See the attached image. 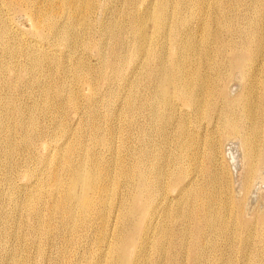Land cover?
<instances>
[{"label": "rangeland", "instance_id": "1", "mask_svg": "<svg viewBox=\"0 0 264 264\" xmlns=\"http://www.w3.org/2000/svg\"><path fill=\"white\" fill-rule=\"evenodd\" d=\"M14 1L20 6L19 8L16 9V8L10 7L8 6V3L6 0H0L1 14L5 16L4 25L8 31V34H7L8 36L6 35V37L4 36V37H1L0 39V43H1V40L4 43L0 45V73H1L0 74V97L2 100V101L0 100L2 102V103L0 102V104L2 105V106L0 105V120L2 121V119L5 118L3 119L2 122L3 123L6 122L5 123L6 125L10 124L11 122L12 125L10 124L9 127L11 126L10 127L11 130L14 129L12 130L14 133L13 141L14 140L16 141V142L15 141L13 142L15 143V145H13L11 150L12 151L14 150V151L11 152V159H9V161L7 159L5 160V156H4L3 151L1 150L2 147L0 145V153L2 152L0 154V165L2 163L1 165L2 167L0 166V168L2 169V170L0 169V175H1L0 183L2 182L0 184V233H1L0 234V252L2 251L0 256L2 255L6 256L8 254L7 251L9 252L12 249H18L21 246H24L22 248L24 249L22 250L23 253L21 251L20 255L21 257H24L25 255L27 256V261H28L27 264H76V262L77 264H88L89 260L92 258L90 255L91 254L90 252L92 249L95 248L97 244V241L95 240L96 234H94V232L90 228H88V225L91 224V228H93V227H96L100 221H98L97 217L94 215L95 212L90 213V216L88 217L89 218L88 219L86 217L80 218L77 215H75L76 212L72 211L71 216H73L74 214L75 219L72 220L70 223L69 218H68L70 215L67 214V211L63 209V206L61 204V198L63 197L65 183L67 182V178H68V175H67L68 169L73 166L79 167L82 165L90 170L94 168L93 171H96L97 174L99 173V176L104 175L105 173L106 175L110 173L109 174L110 182H109V178H107L108 185H106L105 188L108 190L110 189L111 198L114 197V199L109 207L110 212L107 214L109 216L108 218H106L107 220L106 230L108 231L110 242L113 243L115 240L114 238L117 235L118 231L120 232V231L126 230L131 226V222H132L131 218L124 219V217H122L120 214L121 211L125 209H132L134 210L135 213L136 212L139 213L137 211L135 201L131 197V193L134 191L135 187L137 186L136 177L140 174L142 175L144 173V170L146 172L145 174L149 176L151 172L152 173L155 172L156 168L159 169L163 165H164L163 166L164 168L166 167L167 173L170 172L171 174L172 172L170 170L172 168H170L169 166L173 167V165L172 164H170L169 166L167 165L168 166L167 168V166H165V162L168 160H171L170 157H173L175 153L173 149V145H172L174 141L172 140H174L176 137V125H175L174 119L159 120V118H157V116L154 114L155 109H156L155 103H153L154 100L150 99V95L152 94V92L158 88L157 69L164 68L165 70H167L166 72L168 73H170V71H173L170 69H173V67H175L176 64H178L179 59H181L180 57L190 55L189 48H188L189 45H187L188 47L184 46L185 40L190 39L191 42L199 44V40L201 37V31H202V35H203V32L206 31L207 33L206 35L209 36V37L207 36V38L209 39V44H208L209 49L207 50L209 52V56L207 57V60L203 58L206 62L205 71L203 70L204 75L205 74L207 75V79L209 77L208 82L215 81L217 84L225 85L222 95H219L216 97L212 96L210 98V101L211 102L214 101L215 104L212 105L211 107H208L207 111H209L212 115H215V112L218 113L220 108H222L226 102L237 99L238 95H240L241 91L243 90L242 86L244 85V83H247V80H248V76L246 75H242L243 77L241 76L240 69L242 68L236 67V64L238 63L247 64V58H248L247 51H245L241 47V45L239 44L238 36H237V31H239L242 26L247 27L246 22L243 21L244 20L243 16L246 12L245 10L247 9V3H246L247 0H219V5L215 4L216 0H205V1L204 0H175V1L170 0V3L172 2V4L171 5L169 4L168 8L165 7L163 14L166 15L167 20L170 19L172 20V22L170 21L169 22L170 26L168 24V26H166L167 28L165 27L164 30L157 35H155L151 30H153L152 28L156 20V15H155L156 11L160 8L159 3H161L163 0H87L92 5L86 12L87 20L85 23L87 24V26L85 24L79 27L83 29V31L79 28L77 29L72 28L73 25L72 24L70 25L71 21L67 17L68 12L63 8L62 0H58L57 3L55 4L57 7L55 19L58 20L59 23L63 25L62 26L63 28H65V33L67 35V39L69 42L67 44H65L67 39L66 41L64 40L65 41L64 42L63 40L60 39L61 38L60 35L59 36L52 35L51 31H49L50 29H48L47 26L37 27L34 23L32 24L33 19L31 16V12L32 13L39 12V10L45 7L47 0H14ZM256 1H259V0H255V2ZM220 4L222 7L220 6ZM224 4L226 5L224 6ZM172 7H174V9H172ZM238 8L240 10H238ZM226 19L233 20V21L231 20L232 22L231 28L230 26L228 27L230 31L227 30L225 25H223V21H225ZM221 20H222V23L220 22ZM141 21H142V25H141ZM151 21H153V23H150ZM139 25H141L140 28H142L143 26L151 42L147 43L146 41H142L139 37V34L137 35L138 31L136 30L139 29ZM222 26H224V28L226 29H224ZM124 27L126 29H124ZM186 27L189 29L188 32L183 31V29ZM202 27H203V30H201ZM123 31H124V34H123ZM229 33H232V34H229ZM222 35H223V40H228V39L233 40V45H231L232 47L224 46V43L222 41ZM122 36H124L125 38ZM4 38H6V40ZM105 39H108V40H105ZM163 39H165L166 41H164ZM163 43H166V45ZM148 44L150 45L148 46ZM3 45L4 46L7 45V46L4 47ZM9 45L11 46L9 47ZM93 48H96V49L94 50ZM144 49L146 50L144 51ZM261 49H262V52L257 61V64H259V67L263 69L264 68V43L261 46ZM201 50L204 51V48L201 47ZM11 51H12V54H11ZM27 51L29 52L27 53ZM143 51L145 53H143ZM14 52L15 54H13ZM32 52H34L35 54ZM217 52H220V53H217ZM27 54L30 55V57ZM32 54L34 56H31ZM145 54H146V57H145ZM180 54L182 55L180 56ZM35 55L38 56V58ZM33 57H35L38 62L40 63L42 62L41 67L39 66V67L33 68L34 64H32V62L30 61L31 58ZM167 58H168V61H167ZM234 59L236 61H233ZM28 61H30L31 63ZM4 64H7L9 67L7 68V65H4ZM10 64L11 65L17 64V65H15L16 67L13 65L14 67L13 68L10 66ZM22 64H24L23 67H22ZM26 64L28 65V67H26L27 66ZM118 64H120V66ZM1 66L3 67V69ZM210 66L215 67L214 71H212V69L209 68ZM22 68H25V69H22ZM15 69H18V70H15ZM118 69L119 70L121 69L122 72L121 70L119 71ZM102 70H104L105 72ZM2 72H4V74ZM238 75H239V78H238ZM103 76L106 78L103 79ZM240 76L242 78H240ZM257 78H258V82L260 83L263 80V73H259ZM64 80L66 81V83ZM129 84L132 85V87ZM135 85L137 86L135 87ZM48 89H52V92L51 90H48ZM138 90H139V93H138ZM132 92H134V94ZM229 92L231 93L229 94ZM139 97L141 99H139ZM97 99H98V102H96ZM46 101L47 103L45 104ZM70 101L72 102L74 101V102L72 103ZM48 102H53V103H48ZM173 102L174 103L177 102L176 99L173 100ZM173 102L172 104H174ZM3 103L5 104L7 108L3 106L4 105ZM49 104L50 105L52 104V106H50ZM126 104L128 105L125 106ZM95 105L97 106L95 107ZM2 107L3 109H1ZM94 107L96 109H94ZM11 110L13 114L10 112ZM134 110L136 113H134ZM16 111L17 113L18 112L19 113L17 114ZM168 111H170L172 114L171 108H169L167 111H166V108L162 110L164 115H168V113H170ZM186 111H192V110H186ZM28 112H31V113L28 114ZM2 113H3V116H1ZM11 115H13L14 117ZM21 115L23 116L21 117ZM154 116L155 118H152ZM191 116L192 115L190 114L189 117ZM27 117L29 118V120L31 119V121L33 118L34 121L32 122L29 121ZM17 119L19 120L21 119L20 120L21 122L22 121L23 122L25 121V122L21 123L20 121H17ZM154 119H155V123H154ZM128 120H130L131 122L128 123L127 122ZM143 120L145 121L143 122ZM192 120H193V123H189L188 127L192 131L195 130V133L197 131L196 136L200 137L201 134L205 133L203 131L204 129L201 128L202 123H204L205 121L203 122L200 116H195L194 118L192 116L191 121ZM150 121H151V124H150ZM30 122L31 124H28ZM134 122L136 123L134 124ZM17 124H20V125L18 126ZM27 124L31 126L29 127L27 126ZM262 124H263V127L261 126L262 145L264 147V121ZM32 125H34V127ZM62 126H64L65 130L61 129L63 128ZM239 126L241 129H243V131H245L247 128L246 122L243 121L242 119L239 123ZM19 127H21V129ZM25 127H27L28 130ZM99 127L102 128L103 130L102 129L99 130ZM219 128H220L219 121L217 120L215 121V119H213V122H211L210 124H206L205 131L206 132L208 131L209 133L215 131L216 134L213 132L212 138H206V139L201 140L202 147L200 149V152L204 154L207 153L208 155L213 154L215 151H212V148L210 146L214 139H219L220 153L217 155L219 158L216 159L217 160L216 165H217L218 170L215 171L217 175V179L215 182L216 186L214 185V188L217 189L218 191L220 190V192L218 194L215 193L212 197V203L214 204V206L213 205L212 206L213 208H215L213 211L214 213L213 216L215 219L212 218L211 224L213 226L211 224L210 225L212 229L215 228L216 226L218 229L222 227L223 228L222 232L221 231L216 232L215 230H213L211 234L210 232L207 233L208 231L206 232L207 227L205 224H207V222L209 221L206 222V219L201 218L202 222H200L199 225L205 229V230L203 229L204 232H203V235L200 241V243L202 242L203 243L201 244L200 247H195L194 245L195 240H193L195 236L193 235L191 231L192 230V220H191L192 211L190 209L191 205H189L190 202L185 204L184 201L187 198H190V194H192L194 191L196 192L197 189H202V192L204 191L206 192L208 187L206 185L207 180L205 178L206 176L205 173L207 171V168L205 166L206 165L205 160L204 159H201V160L193 159L188 164H184L183 169H184L185 175H183L182 173L183 177L186 176L187 178L191 179L190 182L192 183L194 182L192 185L193 188L190 185L185 191V193H183L182 195H180V197H178L184 202V204L182 205V209H184V212L188 211V214L186 216L187 220H186V217L185 219H173L172 220V218H169L170 217L169 216L167 219H165V221H163L164 219H163L162 213L158 214V212H156L154 216V222H153V228H152V230L154 229L156 230V231L155 230L153 231L155 234L151 232L149 237L146 238V240L144 241L145 243H143V247L141 248V250L143 249L144 252L146 251V253L148 252L149 254L147 253L145 257L138 260L137 264H154L156 259H161L162 255H156V253L153 250H151L153 249L151 247L154 243L153 242L154 237L157 235V231L159 230L160 226H166L167 230L170 228L168 230V233L171 232V235L174 233L173 236L175 238H173V236L169 237L170 240L167 243V249H168L167 252H169V250L171 251L175 250L176 253L179 252L180 253V254L178 253L179 262H181L182 264H190V261H192L194 257H197L199 255L200 257L205 258L204 256H207V253L209 254L207 256L208 261L207 262L205 261V264H222V263L223 264H228V263L236 264V262L237 264H248V263L249 264H256V263L264 264L263 263L264 262L263 260L264 259V175L260 177L263 179H258V180L254 179L255 180L253 181L254 184L252 182L249 185L248 189L245 188V170H244V162L242 159L241 147L239 146L237 139L228 138V139L223 140L222 138H220L219 135L221 134L220 132L223 131V129H219ZM105 130H107L108 132L106 131L104 133ZM62 131H64L63 134H61ZM92 131H94L95 133H93ZM19 135L20 136L22 135V136L20 137ZM202 136H204V134ZM106 139H108L112 144ZM18 140H19V143H17ZM42 140L43 141L45 140V141L43 142ZM225 147L227 148V150ZM171 150L173 151V153ZM229 150L230 152L232 151V154L229 152ZM153 152H156L157 154L155 153L153 154ZM119 153L122 155H120ZM151 155H155V156H151ZM163 155L164 157H162ZM115 156H116V159L117 157H120V158L116 160ZM106 157L108 158L106 159ZM235 157H237V159ZM93 158H95L96 160ZM109 159L113 162H111ZM108 160L112 164H115V165L110 164ZM97 161L100 164L99 166L97 165ZM8 163H10V165ZM156 164L158 165V167H156L157 166ZM117 166L119 169L117 168ZM142 166L144 167L142 168ZM146 167H149L152 170ZM197 167H200V172H198L199 174L197 173V171L195 173L194 170H192ZM101 168L102 170L104 169L106 170L102 171ZM114 168L116 169L114 170ZM120 168H124L126 170L128 169L127 171L129 172V175H127L128 174L127 171H126V176H124L125 174L123 175V177L118 175L119 171L121 170ZM231 170L233 171L231 172ZM54 172L58 176H56ZM188 172L190 173L188 174ZM196 174L198 175L201 174V175L198 176ZM112 175H113V178H112ZM117 176L120 177V180L119 178H117ZM57 177H60L62 179L61 181L62 185L56 188L53 185V183L55 182ZM115 177L119 180L118 183L120 184L116 185L117 187L113 188L114 187L113 179L115 180ZM124 178L126 179L125 181H124ZM107 182L105 181L104 176H103V179L100 178L99 180V183H101V185ZM162 183L165 188L168 186V183H169L168 176L163 179ZM227 186L229 188H227ZM13 188L14 190H12L11 192V189ZM194 188H197V189H194ZM225 188L227 189L226 191H225ZM192 189L193 191L190 193ZM14 191L17 194L14 193ZM35 191H37L38 194H41L43 196V202H44L41 205V207H39L38 210L35 209L36 212L32 209L30 210L29 208H25L23 206L24 199H25L23 198V196L25 197L26 193H31ZM52 192H55L56 197L54 200L50 199V194ZM174 193H175L174 190H170V193L168 195L170 197L171 202L169 201L168 202L169 204L166 202L163 205V206L165 205L168 206L169 212L171 214L175 213L174 207L177 206L175 204L176 202L175 203L173 202L176 200V196H174ZM202 194L203 193H201L200 197H198L199 199H197L198 204H201L202 201L205 200L204 197H206L207 195V194L206 195L204 194L205 195L204 196ZM218 196L222 199L221 201ZM227 199L229 200L232 199V201L234 200L235 203L241 202L240 204L241 208L239 210L241 211L243 215V223L238 220V216L236 215L237 210H238V207L236 205H234L233 207L230 206L231 211L227 212L226 214L227 216L221 209H219L220 207H217V205L220 206L221 203L223 206L224 205L223 203H225L226 202L225 200ZM51 203H53L54 206H51ZM60 205L62 206L61 208H60ZM170 205H173V206H170ZM49 207L51 208L53 207L55 209L52 208L53 209L52 210ZM247 212H248V215L246 216ZM62 213L63 214L65 213V214L62 215ZM115 213L118 215H116ZM38 215H41L39 216V218L42 217V219L41 218L39 219V221L41 220L40 223L39 221L37 222L36 220ZM62 216L64 217V220ZM188 216L190 220L188 219ZM158 217L159 218L162 217V218L159 219ZM42 220H43V223L45 222L43 224L44 227L42 225ZM80 220H81V223H80ZM181 220L184 223H181L182 222ZM187 221H188V224H186ZM203 221L205 222V224L203 223ZM245 222H248V223L252 222L251 225L254 224L252 225V228L254 231L251 237V240L253 242H251L250 240V243H249L250 245L248 246V248H243V245H242L243 243H240V241H238V239L240 240L241 237L244 235V233H242L243 235L239 233L240 232L239 228L243 229V224ZM38 223L42 225L41 226L42 228L40 227V225H38ZM69 223L70 225H68ZM182 224H183V227L186 226L183 229L180 228L182 227ZM37 228L43 231L40 235L41 237L40 240L39 238H37V233H36V231L38 230ZM184 229H186V233H188L187 236H185L186 233H183L185 232ZM31 230H34V231H31ZM112 230L114 231V233ZM232 231H234L235 233L234 232L231 233ZM5 232L8 233V235ZM13 233H17L16 234L18 238L17 242H15V240L13 239V236H12ZM177 233L179 237L181 235L183 236V241L181 240L182 237H180L181 239L178 238L179 240L176 239ZM204 233H206L207 235L206 234L204 235ZM68 235L69 237H67ZM208 236H209V239H212V240H209L207 238ZM206 238L208 242L210 241L209 243L206 241ZM185 239L186 241L184 242ZM202 240H205V242ZM15 243L16 244L18 243V244L16 245ZM35 244H38V246ZM236 244L241 245L239 246L240 248ZM127 248L129 252H132L133 250L132 247H129L128 245ZM241 248H242V251H241ZM249 250H250V253H248ZM4 251L7 254H4L5 253ZM246 251L248 254L246 253ZM109 253H110V250H109ZM221 253H223L224 255ZM237 253L239 255H237ZM113 255L117 258L119 264H130L131 263V262L124 263L120 259H118V256L120 255L119 251H115ZM4 256L0 257V264H7L9 263V261H10L9 264H15V261L11 259L13 258L12 256L11 257H9V255L8 257L6 256L8 260L4 259L5 258ZM224 257L226 258L224 259ZM212 258L214 259L213 261H211ZM227 258L229 261L226 260ZM218 259H220L219 260L220 263L218 262ZM11 261L13 262L11 263Z\"/></svg>", "mask_w": 264, "mask_h": 264}, {"label": "bare ground", "instance_id": "2", "mask_svg": "<svg viewBox=\"0 0 264 264\" xmlns=\"http://www.w3.org/2000/svg\"><path fill=\"white\" fill-rule=\"evenodd\" d=\"M7 3H8V6L10 7H13V8H19L20 6L14 1V0H6ZM58 0H47V3L45 5V7L41 10H39V12H35V13H32L31 12V16H32V24L34 23L37 27H48V29H50L49 31H51L52 35H56V36H59L60 35V39L61 40H65L67 39V35L65 33V28H63L62 24L59 23L58 20L55 19V16H56V12H57V7H56V3H57ZM175 1V0H173ZM205 1V0H204ZM203 1V2H204ZM161 2V1H160ZM177 2V1H176ZM207 2V1H206ZM257 2V3H256ZM255 0H247V9L245 10V14L243 16V21L246 22L247 24V27L246 26H242L241 29L239 31H237V36H238V40H239V44L241 45V47L247 51V64H236V67L237 68H242L240 69V74L241 76L242 75H246L248 76V80H247V83H244V85L242 86V91L240 93V95H238L237 99H234V100H231V101H228L225 103V105L220 108L219 112H215V115H212L209 111H207L208 107H211L212 105H214V101L211 102L210 101V98L213 96V97H216V96H219V95H222L223 94V91H224V84H217L215 81H209L208 82V79H207V75L205 74L204 75V72L203 70L205 71V60L203 58H205L207 60V57L209 56V52L207 51L209 48H208V44H209V39L207 38L208 35H206V31L203 32V35H202V31H201V37H200V40H199V44L197 43H193L190 41V39H186L185 42H184V46H187L189 45V52H190V55L189 56H182L180 57L182 54H180V58L179 59V62L178 64H176L175 67H173V69H170V70H173V71H170V73L166 72L167 70H165L164 68H158L157 69V73H158V80H157V83H158V88L155 89V91L152 92V94L150 95V99H153L155 103V115L157 116V118H159V120H165V119H174V122H175V125H176V137L174 140V143H172L173 145V149H174V155L173 157H170L171 160H168L165 162V166H169L170 164L173 165L172 166H169L170 169L172 172L170 174L167 173L166 171V167L164 168L163 166L160 167L159 169L156 168L155 172L154 173H150L149 176L147 174H145V170H144V173L141 175H138L136 177V181H137V186L135 187L134 191L131 193V197L134 199L135 201V204H136V208H137V211L139 213H135L134 210L132 209H125V210H122L121 211V216L124 217V219H127V218H131L132 222H131V226L126 229V230H123V231H118L117 232V235L115 236V240L113 243L110 242V239H109V236H108V231L106 230V223H107V220L106 218H108L109 215H107L110 211H109V207H110V204L112 203L113 198H111V195H110V189H106L105 186L108 185V182H107V178H109V174L106 175V173L104 175H100L99 176V173L97 174L96 171H93V169H87L86 167L84 166H79V167H71L68 169V178H67V182L65 183V189H64V193H63V197L61 198V204L63 206V209L67 211V214L70 215L68 218H69V221L71 223L72 220H74L75 218V215H77L78 217L80 218H88L90 216V213L92 212H95V216L97 217V220L100 221L99 224H97L96 227H93L91 228V224L88 225V228H90L94 234H96V238L95 240L97 241V244L95 246L94 249L91 250V259L89 260L88 264H119L117 258L113 255L115 251H119L120 252V255L118 256V259H120L122 262L124 263H127V262H131L130 264H137L138 260L142 259L143 257H145V255L148 253H146V251L144 252V250L141 248L143 247V243H145L144 241L146 240V238L149 237L150 233L153 232L154 230H152L153 228V222H154V216L156 214V212H158V214L162 213L163 215V221H165V219H167L169 216V218H172L173 219H185V217L187 216L188 214V211H185L184 212V209H182V205L184 204H187L190 202L189 205H191V211H192V214H191V220H192V233L193 235L195 236L193 240L194 241V245L195 247H200L201 244L203 243H200L201 241V237L203 235V229L202 226L199 225L201 221V218L203 219H206V222L207 224H205V222L203 221V223L206 225V232L211 234V232H213V230H215L216 232H222L223 228H217V226L215 228L212 229L211 227V222H212V218H214V209L213 206L214 204L212 203V197L215 193H219L220 190L218 191L217 189L214 188V185L216 186L215 182H216V179H217V175L215 173V171H217V160L219 157L217 156L219 153H220V143H219V139H214L212 141V144H211V148H212V151H215L213 154H210L208 155L207 153H201L200 152V149H201V140L202 139H206V138H212V133L213 132H206V124H210L211 122H213V119H215V121H219V126L220 128L219 129H223V131H221L219 137L222 138L223 140L225 139H228V138H233V139H237L238 141V144L239 146L241 147V150H242V159H243V162H244V170H245V188L248 189L249 185L255 181L254 179H263V178H260L261 176H263V172H264V147L262 145V133H261V126L263 127V121H264V68H260L259 67V64H257V61L261 55V52H262V49H261V46L263 45L264 43V0H259V1H256ZM175 3V2H174ZM193 3V2H192ZM195 3V2H194ZM200 3V2H199ZM160 4V8L156 11V20H155V23L153 25V30H151L155 35L161 33L164 28L166 26H168L169 22L172 20H167L166 18V15L163 14V11L165 9V7L168 8L169 4L171 5L172 2L170 3V0H163ZM215 4L216 5H219V0H216L215 1ZM228 4V3H227ZM92 4L87 1V0H62V6L63 8L68 12L67 13V17L68 19L71 21L70 25L72 24L73 27L72 28H79L83 25H85L86 23V12L88 11V9L90 8ZM226 4H224L225 6ZM221 6V4H220ZM222 7V6H221ZM241 7V6H240ZM171 8V7H170ZM224 8V7H223ZM148 9V8H147ZM146 9V10H147ZM172 9H174V7H172ZM171 9V10H172ZM230 9V8H228ZM145 10V11H146ZM238 10H240L238 8ZM173 11V10H172ZM230 11V10H229ZM171 13V12H170ZM222 13V12H221ZM173 14V12H172ZM215 18V17H214ZM222 18V17H221ZM233 18V17H232ZM56 20V21H54ZM124 20V19H123ZM184 20V19H183ZM182 20V21H183ZM202 20V19H201ZM212 20V18H211ZM232 20V19H231ZM231 20L229 19H226L225 21H223V25H225V27L227 28V30L230 31V29L228 28L230 26H232V22ZM4 21H5V16H3L1 14V9H0V39L1 37H6V35L8 34V31L4 25ZM54 21V22H53ZM181 21V20H180ZM233 21V20H232ZM202 22V21H201ZM204 22V21H203ZM206 22V21H205ZM218 22V21H217ZM222 23V20L220 21ZM138 23V22H137ZM150 23H153V21H151ZM66 24V23H65ZM140 24V23H139ZM242 24V23H241ZM69 25V26H70ZM119 25V24H117ZM141 25H142V21H141ZM139 25V29L136 30L138 31L137 32V35L139 34V37L142 41H146L147 43L148 42H151L149 40V37L147 35V32L145 31V29L143 28H140ZM202 25V24H201ZM222 25V24H221ZM87 26V24H86ZM170 26V24H169ZM126 27V26H125ZM124 27V29H126ZM209 27V26H208ZM224 28V26H222ZM71 28V27H70ZM84 28V27H83ZM88 28V27H87ZM167 28V27H166ZM169 28V27H168ZM224 28V29H226ZM67 29V28H66ZM81 29V28H79ZM119 29V28H118ZM211 29V28H210ZM73 30V29H72ZM83 31V29H81ZM166 30V29H165ZM201 30H203V27L201 28ZM205 30V29H204ZM209 30V29H208ZM48 31V32H49ZM71 31V30H70ZM76 31V30H75ZM74 31V32H75ZM80 31V30H79ZM86 31V29H85ZM184 32H188L189 29L186 27L183 29ZM167 32V31H166ZM73 33V32H72ZM68 34V33H67ZM71 34V32H70ZM123 34H124V31H123ZM166 34V33H165ZM164 34V35H165ZM229 34H232V33H229ZM120 35V34H119ZM8 36V35H7ZM72 36V34H71ZM168 36V35H166ZM69 37V36H68ZM118 37V36H117ZM124 37V36H122ZM138 37V36H137ZM209 37V36H208ZM45 38V37H44ZM56 38V37H55ZM125 38V37H124ZM6 40V38H4ZM59 39V38H58ZM59 39V40H60ZM71 39V38H70ZM117 39V38H116ZM4 40V41H5ZM105 40H108V39H105ZM139 40V39H138ZM164 41H166L165 39H163ZM174 40V38H173ZM237 40V41H238ZM64 41V42H65ZM222 41L224 43V46H231L233 45V40L231 39H228V40H223V35H222ZM9 42V40H8ZM60 42V41H59ZM74 42V41H73ZM105 42V41H104ZM115 42V41H114ZM172 42V41H171ZM175 42V41H174ZM3 43V41L1 40V43L0 45ZM69 43L68 42V39L67 41L65 42V44ZM86 43V42H85ZM88 43V41H87ZM134 43V42H133ZM4 44V43H3ZM6 44V43H5ZM11 44V42H10ZM64 44V45H65ZM71 44V43H70ZM92 44V43H91ZM151 44V43H150ZM148 44V46L150 45ZM166 45V43H163ZM203 44V46H202ZM28 45V44H27ZM69 45V44H68ZM96 45V43H95ZM146 45V44H145ZM164 45V47H165ZM172 45V44H171ZM175 45V43H174ZM4 46V45H3ZM7 45H5L4 47H6ZM11 45H9L10 47ZM29 46V45H28ZM27 46V47H28ZM32 46V45H31ZM66 46V45H65ZM76 46V45H75ZM90 46V45H89ZM104 46V45H103ZM112 46V45H111ZM134 46V45H133ZM8 47V48H9ZM30 47V46H29ZM36 47V46H35ZM34 47V48H35ZM71 47V46H70ZM86 47V45H85ZM98 47V46H97ZM174 47V46H173ZM201 47L204 48V51L201 50ZM232 47V46H231ZM112 48V47H111ZM141 48V46H140ZM5 49V48H3ZM38 49V48H36ZM41 49V48H40ZM43 49V48H42ZM94 50L96 48H93ZM114 49V48H113ZM183 49V48H182ZM181 49V50H182ZM185 49V48H184ZM8 50V49H7ZM140 50V49H139ZM142 50V49H141ZM146 49H144L145 51ZM148 50V49H147ZM164 50V49H163ZM221 50V49H220ZM2 51V50H1ZM14 51V50H13ZM16 51V50H15ZM36 51V50H35ZM110 51V50H109ZM131 51V49H130ZM129 51V52H130ZM143 51V53H145ZM173 51V50H172ZM5 52V51H4ZM29 51H27L28 53ZM31 52V51H30ZM53 52V51H52ZM98 52V51H97ZM163 52V51H162ZM181 52V51H180ZM9 53V52H8ZM34 53V52H32ZM118 53V52H117ZM141 53V52H140ZM147 53V52H146ZM166 53V52H165ZM216 53V51H215ZM217 53H220V52H217ZM2 54V53H1ZM11 54H12V51H11ZM10 54V55H11ZM15 54V52L13 53ZM31 54V53H30ZM35 54V53H34ZM54 54V53H52ZM185 54V53H184ZM26 55V54H25ZM28 55V54H27ZM37 55V54H36ZM35 55V56H36ZM141 55V54H140ZM187 55V54H186ZM13 56V55H12ZM30 57V55H28ZM31 56H34L33 54ZM42 56V55H41ZM113 56V55H112ZM118 56V55H117ZM129 56V55H128ZM131 56V55H130ZM162 56V55H161ZM217 56V55H216ZM28 57V58H29ZM38 58V56H36ZM114 57V56H113ZM112 57V58H113ZM145 57H146V54H145ZM144 57V58H145ZM194 57V59H193ZM40 58V57H39ZM163 58V57H162ZM165 58V57H164ZM30 59V58H29ZM28 59V60H29ZM44 59V58H43ZM155 59V58H153ZM166 59V58H165ZM41 60V59H40ZM32 62V64H34L33 68L34 67H41L42 65V62H38L37 59L35 57L31 58L30 60ZM28 61V62H30ZM116 61V60H115ZM167 61H168V58H167ZM233 61H236L235 59ZM30 62V63H31ZM119 62V60H118ZM127 62V61H126ZM27 63V62H26ZM138 63V62H137ZM143 63V62H142ZM141 63V64H142ZM164 63V62H163ZM167 63V62H166ZM3 64V63H2ZM1 64V65H2ZM9 64V63H8ZM88 64V63H87ZM86 64V65H87ZM96 64V63H95ZM124 64V63H123ZM165 64V63H164ZM4 65H7V64H4ZM3 65V66H4ZM14 65V64H13ZM13 65L10 64L11 67H13ZM17 65V64H15ZM14 65V66H15ZM24 64H22V67H23ZM27 65V64H26ZM120 66V64H118ZM30 66V65H29ZM130 66V65H129ZM135 66V65H134ZM164 66V65H163ZM2 67V66H1ZM9 66L7 65V68ZM16 67V66H15ZM28 67V65L26 66ZM88 67V66H87ZM123 67V65H122ZM139 67V66H137ZM136 67V68H137ZM141 67V65H140ZM162 67V66H161ZM14 68V67H13ZM18 68V67H17ZM32 68V67H31ZM89 68V67H88ZM113 68V67H112ZM119 68V67H118ZM128 68V66H127ZM209 68L212 69V71H214L215 67L214 66H210ZM3 69V67H2ZM19 69V68H18ZM18 69H15V70H18ZM22 69H25V68H22ZM28 69V68H27ZM30 69V67H29ZM82 69V67H81ZM139 69V68H138ZM144 69V68H143ZM207 69V68H206ZM13 70V69H12ZM20 70V69H19ZM119 70V69H118ZM121 70V69H120ZM119 70V71H120ZM125 70V69H124ZM136 70V69H135ZM22 71V70H21ZM26 71V70H25ZM83 71V70H82ZM104 71V70H102ZM132 71V70H131ZM5 72V71H4ZM4 72H2L4 74ZM12 72V71H10ZM15 72V71H13ZM20 72V71H19ZM27 72V71H26ZM30 72V71H29ZM105 72V71H104ZM122 72V70H121ZM120 72V73H121ZM129 73V72H128ZM134 73V72H133ZM162 73V74H161ZM259 73H263V80L259 83L258 82V74ZM1 74V73H0ZM13 74V73H12ZM27 74V73H26ZM132 74V73H130ZM161 74V75H160ZM88 76V75H87ZM240 76V78H242ZM116 77V75H115ZM132 77V76H131ZM130 77V78H131ZM87 78V77H85ZM106 77L103 76V79H105ZM120 78V77H119ZM133 78V77H132ZM231 78V77H230ZM238 78H239V75H238ZM19 79V78H18ZM89 79V78H88ZM96 79V78H95ZM102 79V80H103ZM134 79V78H133ZM136 79V78H135ZM67 80V79H65ZM64 80V81H65ZM113 80V79H112ZM128 80V78H127ZM132 80V79H131ZM130 80V81H131ZM126 81V80H125ZM136 81V80H135ZM134 81V82H135ZM5 82V81H4ZM109 82V81H108ZM133 82V83H134ZM227 82V81H226ZM230 82V81H229ZM7 83V82H6ZM66 83V81H65ZM70 83V82H69ZM89 83V82H88ZM131 83V82H130ZM137 83V82H136ZM16 84V83H15ZM47 84V83H46ZM44 84V85H46ZM90 84V83H89ZM108 84V83H107ZM259 84V85H258ZM61 85V84H60ZM64 85V84H63ZM126 85V84H125ZM130 85V84H129ZM128 85V86H129ZM227 85V84H226ZM124 86V85H123ZM132 87V85H130ZM137 85H135L136 87ZM3 87V86H2ZM61 87V86H59ZM63 87V86H62ZM68 87V86H67ZM90 87V86H89ZM88 87V89H89ZM44 88V87H43ZM125 88V87H123ZM127 88V87H126ZM138 88V87H137ZM136 88V90H137ZM29 89V88H28ZM47 89V88H46ZM53 89V88H52ZM52 89H48V90H51L52 92ZM55 89V88H54ZM60 89V88H59ZM71 89V88H70ZM139 89V88H138ZM129 90V89H128ZM135 90V91H136ZM60 91V90H59ZM65 91V90H64ZM93 91V90H92ZM97 91V90H96ZM144 91V90H143ZM235 91V90H234ZM151 92V91H150ZM48 93V92H47ZM70 93V92H69ZM134 94V92H132ZM138 93H139V90H138ZM231 92H229L230 94ZM76 94V93H75ZM73 94V95H75ZM130 94V92H129ZM69 95V94H68ZM77 95V94H76ZM94 95V94H93ZM127 95V94H126ZM125 95V96H126ZM138 95V94H137ZM136 95V96H137ZM228 95V93H227ZM72 96V95H71ZM70 96V97H71ZM102 96V95H101ZM133 96V95H132ZM69 97V98H70ZM78 97V96H77ZM88 97V96H87ZM127 97V96H126ZM134 97V96H133ZM149 97V96H148ZM101 98V97H100ZM218 98V97H217ZM47 99V98H46ZM126 99V98H125ZM131 99V98H130ZM139 99H141L139 97ZM177 102H173V100H175ZM0 100H1V97H0ZM65 100V99H64ZM68 100V99H67ZM101 100V99H100ZM226 100V99H225ZM2 101V100H1ZM0 101V102H1ZM49 101V100H48ZM133 101V100H132ZM140 101V100H139ZM151 101V100H150ZM64 102V101H63ZM72 102V101H70ZM74 102V101H73ZM72 102V103H73ZM98 102V99L97 101ZM148 102V101H147ZM172 102L174 104H172ZM2 103V102H1ZM47 103V101L45 102V104ZM48 103H53V102H48ZM87 103V102H86ZM95 103V102H94ZM101 103V102H100ZM126 103V102H125ZM131 103V102H130ZM135 103V102H134ZM133 103V104H134ZM4 104V103H3ZM1 105V104H0ZM48 105V104H47ZM50 105V104H49ZM64 105V104H62ZM89 105V104H87ZM128 104H126L125 106H127ZM131 105V104H130ZM141 105V104H140ZM2 106V105H1ZM5 106V104L3 105ZM52 106V104L50 105ZM91 106V105H90ZM93 106V105H92ZM97 105H95L96 107ZM101 106V105H100ZM124 106V104H123ZM136 106V105H135ZM6 107V106H5ZM4 107V108H5ZM21 107V106H20ZM71 107V106H70ZM76 107V106H75ZM87 107V106H86ZM94 107V109H96ZM133 107V106H132ZM7 108V107H6ZM49 108V107H47ZM88 108V107H87ZM122 108V107H121ZM152 108V106H151ZM166 108V111L171 108L172 109V114L170 111V113H168V115H164V113L162 112V110ZM3 109V107L1 108ZM17 109V108H16ZM74 109V108H73ZM136 109V108H135ZM138 109V108H137ZM8 110V109H7ZM22 110V109H21ZM125 110V109H123ZM130 110V109H129ZM150 110V109H149ZM186 110H192V111H186ZM2 111V110H1ZM20 111V110H19ZM23 111V110H22ZM138 111V110H137ZM152 111V110H151ZM165 111V110H164ZM183 111V112H182ZM3 112V111H2ZM12 114V110L10 111ZM9 112V113H10ZM148 112V111H147ZM154 112V111H153ZM5 113V111H4ZM8 113V114H9ZM10 113V114H11ZM17 113V111H16ZM15 113V114H16ZM19 113V112H18ZM17 113V114H18ZM27 113V112H25ZM31 112H28V114H30ZM134 113L135 110H134ZM133 113V114H134ZM22 114V113H20ZM124 114V113H123ZM190 114L193 116V118L195 116H200L203 120L204 123H202L201 125V128H203L204 132V136H202L203 134L199 136H196V133H195V130L192 131L189 127H188V124L189 123H193V120L191 121V117ZM76 115V114H75ZM74 115V116H75ZM127 115V114H126ZM132 115V114H131ZM130 115V116H131ZM137 115V114H136ZM3 116V113L2 115ZM13 116V115H11ZM10 116V118H11ZM23 115H21L22 117ZM14 117V116H13ZM16 117V115H15ZM20 117V116H19ZM25 117V116H24ZM32 117V116H31ZM151 117V116H149ZM18 118V117H17ZM28 118V117H27ZM64 118V117H63ZM79 118V117H78ZM88 118V117H87ZM127 118V117H125ZM130 118V117H129ZM132 118V117H131ZM152 118H155L152 117ZM156 118V119H157ZM2 119V117H1ZM5 119V118H3ZM2 119V121H3ZM73 119V118H72ZM90 119V118H89ZM136 119V118H135ZM151 119V118H150ZM149 119V120H150ZM241 119L243 121L246 122V125H247V128L245 131H243V129L240 128L239 126V123L241 121ZM10 120V119H9ZM12 120V118H11ZM10 120V121H11ZM14 120V119H13ZM16 120V118H15ZM21 120V119H20ZM19 119H17V121H20ZM24 120V119H23ZM29 120V118H28ZM39 120V119H38ZM94 120V119H93ZM131 120V119H130ZM128 120L127 122L130 123L131 121ZM1 120H0V145L2 147V151L4 153V156H5V160L7 159L9 161V159H11V152H13L11 149L13 147V145H15V143H13V131L14 129H10L9 125L11 124H5L3 123ZM8 121V119H7ZM31 121V119L29 120ZM28 121V122H29ZM32 121L33 118H32ZM31 121V122H32ZM65 121V120H64ZM68 121V120H67ZM75 121V120H74ZM73 121V122H74ZM85 121V120H84ZM83 121V122H84ZM145 120H143L144 122ZM167 121V120H166ZM172 121V120H171ZM21 122V121H20ZM25 122V121H24ZM23 121L21 123H24ZM28 123V124H31ZM77 122V121H76ZM94 122V121H93ZM173 122V123H174ZM16 123V121H15ZM66 123V122H65ZM64 123V124H65ZM69 123V122H68ZM78 123V122H77ZM96 123V122H95ZM110 123V122H109ZM136 122H134L135 124ZM154 123H155V119H154ZM218 123V122H217ZM27 124V126H29ZM35 124V123H34ZM60 124V122H59ZM72 124V123H71ZM92 124V123H91ZM100 124V123H99ZM148 124V123H146ZM150 124H151V121H150ZM166 124V123H165ZM12 125V124H11ZM18 126L20 124H17ZM63 125V124H62ZM75 125V124H74ZM101 125V124H100ZM110 125V124H109ZM174 125V126H175ZM215 125V124H214ZM31 126V125H30ZM29 126V127H30ZM34 127V125H32ZM61 126V125H60ZM68 126V125H66ZM65 126V127H66ZM71 126V125H70ZM93 126V125H92ZM96 126V125H95ZM131 126V125H130ZM156 126V125H155ZM32 127V128H33ZM63 128L61 129H64V126H62ZM210 127V126H209ZM21 129V127H19ZM27 129V127H25ZM24 128V129H25ZM98 128V127H97ZM137 128V127H136ZM140 128V127H139ZM145 128V127H144ZM23 129V130H24ZM76 129V127H75ZM89 129V127H88ZM102 129L99 127V130ZM108 129V128H107ZM138 129V128H137ZM198 129V128H197ZM216 129V127H215ZM19 130V129H18ZM28 130V129H27ZM30 130V129H29ZM65 130V129H64ZM92 130V129H91ZM98 130V131H99ZM103 130V129H102ZM101 130V131H102ZM140 130V129H139ZM165 130V129H164ZM211 130V129H210ZM71 131V130H70ZM68 131V132H70ZM76 131V130H75ZM88 131V130H87ZM86 131V132H87ZM107 130L104 131V133L106 132ZM16 132V131H15ZM21 132V131H19ZM31 132V131H30ZM64 131L61 132V134H63ZM67 132V131H65ZM73 132V131H72ZM93 133H95L94 131H92ZM108 132V131H107ZM156 132V131H155ZM174 132V131H173ZM26 133V132H25ZM75 133V132H74ZM165 133V132H163ZM202 133V132H201ZM65 134V133H64ZM69 134V133H68ZM91 134V133H90ZM145 134V133H144ZM153 134V133H152ZM216 134V133H215ZM88 135V133H87ZM94 135V134H93ZM110 135V134H109ZM154 135V134H153ZM165 135V134H164ZM168 135V134H167ZM171 135V134H170ZM175 135V134H174ZM20 136V135H19ZM22 136V135H21ZM20 136V137H21ZM24 136V135H23ZM31 136V134H30ZM72 136V135H71ZM96 136V135H95ZM104 136V135H103ZM106 136V135H105ZM167 137V136H166ZM203 137V138H202ZM217 137V135H216ZM218 137V138H219ZM24 138V137H23ZM28 138V137H27ZM67 138V137H65ZM69 138V136H68ZM92 138V136H91ZM107 138V137H106ZM140 138V136H139ZM142 138V137H141ZM152 138V137H151ZM214 138V137H213ZM20 139V138H19ZM25 139V138H24ZM29 139V138H28ZM31 139V138H30ZM97 139V138H96ZM110 139V137H109ZM163 139V138H162ZM170 139V138H169ZM108 140V139H106ZM43 141V140H42ZM45 141V140H44ZM43 141V142H44ZM63 141V140H62ZM69 141V140H68ZM66 141V142H68ZM93 141V140H92ZM100 141V140H99ZM104 141V140H103ZM109 141V140H108ZM162 141V140H161ZM167 141V139H166ZM171 141V140H170ZM231 141V140H230ZM229 141V142H230ZM16 142V141H15ZM41 142V141H40ZM97 142V141H96ZM110 142V141H109ZM164 142V141H163ZM227 142V141H226ZM236 142V140H235ZM19 143V140L18 142ZM32 143V142H31ZM38 143V142H37ZM46 143V142H45ZM100 143V142H99ZM111 143V142H110ZM161 143V142H160ZM39 144V143H38ZM66 144V143H65ZM97 144V143H95ZM94 144V145H95ZM104 144V142H103ZM106 144V142H105ZM112 144V143H111ZM165 144V143H164ZM237 144V143H236ZM151 145V144H150ZM169 145V144H168ZM167 145V146H168ZM35 146V145H33ZM99 146V145H98ZM162 146V144H161ZM160 146V148H161ZM224 146V145H223ZM238 146V147H239ZM15 147V146H14ZM44 147V145H43ZM46 147V145H45ZM153 147V146H152ZM36 148V147H35ZM99 148V147H98ZM105 148V147H104ZM109 148V147H108ZM159 148V149H160ZM226 148V147H225ZM16 149V148H15ZM21 149V148H20ZM45 149V148H44ZM51 149V148H50ZM49 149V150H50ZM60 149V148H59ZM102 149V148H101ZM107 149V148H106ZM111 149V147H110ZM154 149V148H153ZM170 149V148H169ZM172 149V150H173ZM230 149V148H229ZM171 150V151H172ZM225 150V149H224ZM227 150V148H226ZM17 151V150H16ZM53 151V150H52ZM109 151V150H108ZM150 151V150H149ZM235 151V150H234ZM50 152V151H49ZM95 152V151H94ZM93 152V153H94ZM230 152V150H229ZM2 153V152H1ZM0 153V154H1ZM69 153V152H68ZM118 153V152H117ZM116 153V154H117ZM157 154L156 152H153V154ZM173 153V151H172ZM232 154V151L230 152ZM234 153V152H233ZM91 154V153H90ZM120 154V153H119ZM133 154V153H132ZM170 154V152H169ZM241 154V153H239ZM49 155V154H48ZM47 155V156H48ZM94 155V154H93ZM122 155V154H120ZM149 155V153H148ZM172 155V154H171ZM229 155V154H227ZM15 156V155H14ZM87 156V155H86ZM92 156V155H91ZM101 156V155H100ZM117 156V155H116ZM116 156H115V159H116ZM132 156V155H131ZM151 156H155V155H151ZM168 156V154H167ZM96 157V156H95ZM109 157V156H108ZM106 157V159L108 158ZM122 157V156H121ZM124 157V155H123ZM126 157V156H125ZM147 157V156H146ZM160 157V155H159ZM164 157V155L162 156ZM217 157V158H216ZM228 157V156H227ZM234 157V156H233ZM240 157V156H238ZM87 158V157H86ZM90 158V157H89ZM97 158V157H96ZM110 158V157H109ZM114 158V157H113ZM120 157H117V159H119ZM168 158V157H167ZM232 158V157H231ZM237 159V157H235ZM14 159V158H13ZM85 159V158H84ZM95 159V158H93ZM98 159V158H97ZM100 159V157H99ZM111 159V158H110ZM109 159V160H110ZM116 159V160H117ZM149 159V158H148ZM158 159V158H157ZM160 159V158H159ZM193 159H204L205 162H206V168H207V171H206V185L208 187L207 191L204 193L202 192V189H197V188H194V189H197V191L193 192L192 194H190V198H187L184 202L179 199L178 197H180V195H182L183 193H185V191L187 190V188L191 185H193L191 181V179L187 178L186 176H182V173L183 175H185V172H184V169H183V166L184 164H188L189 162H191ZM223 159V158H222ZM241 159V161H242ZM89 160V159H88ZM92 160V159H90ZM96 160V159H95ZM108 160V161H109ZM127 160V159H126ZM153 160V159H152ZM166 160V158H165ZM164 160V161H165ZM234 160V159H233ZM84 161V160H83ZM111 161V160H110ZM109 161V162H110ZM119 161V160H118ZM117 161V162H118ZM121 161V160H120ZM155 161V160H154ZM159 161V160H158ZM163 161V162H164ZM5 162V161H4ZM86 162V161H85ZM90 162V161H89ZM94 162V161H93ZM101 162V161H100ZM113 162V161H111ZM110 162V164H112ZM160 162V161H159ZM162 162V161H161ZM222 162V161H220ZM7 163V161H6ZM59 163V162H58ZM105 163V161H104ZM103 163V164H104ZM119 163V162H118ZM128 163V162H127ZM237 163V162H236ZM10 165V163H8ZM68 164V163H67ZM91 164V163H90ZM150 164V163H149ZM152 164V162H151ZM150 164V165H151ZM220 164V163H219ZM2 165V163H1ZM0 165V166H1ZM4 165V164H3ZM88 165V164H87ZM97 165L99 166L100 164L98 163L97 161ZM102 165V164H101ZM106 165V164H105ZM112 165H115V164H112ZM149 165V166H150ZM155 165V164H154ZM157 165V164H156ZM237 165V164H236ZM13 166V165H12ZM11 166V167H12ZM72 166V165H71ZM92 166V165H90ZM94 166V165H93ZM96 166V165H95ZM109 166V165H108ZM126 166V165H125ZM124 166V167H125ZM153 166V165H152ZM151 166V167H152ZM167 166V168H168ZM2 167V166H1ZM4 167V166H3ZM66 167V166H65ZM68 167V166H67ZM97 167V166H96ZM104 167V166H103ZM115 167V166H114ZM129 167V166H128ZM131 167V166H130ZM144 166H142L143 168ZM154 167V166H153ZM158 167V165L156 166ZM91 168V167H89ZM105 168V167H104ZM118 168V166H117ZM146 168H149V167H146ZM155 168V167H154ZM203 168V167H202ZM233 168V167H232ZM1 169V168H0ZM110 169V168H109ZM108 169V170H109ZM116 168H114L115 170ZM119 169V168H118ZM121 170L119 171V174L121 177L126 176V169L124 168H120ZM150 169V168H149ZM148 169V170H149ZM2 170V169H1ZM31 170V169H30ZM97 170V168H96ZM102 170V168H101ZM106 170V169H104ZM102 170V171H104ZM147 170V171H148ZM152 170V169H150ZM149 170V171H150ZM194 170V172L197 173L200 172V167H197L195 169H192ZM56 171V170H55ZM190 171V170H189ZM233 170H231L232 172ZM2 172V171H1ZM4 172V171H3ZM8 172V171H7ZM27 172V171H26ZM25 172V173H26ZM29 172V170H28ZM31 172V171H30ZM33 172V171H32ZM107 172V171H106ZM116 172V171H115ZM128 172V171H127ZM202 172V171H201ZM58 173V172H57ZM141 173V171H140ZM190 172H188L189 174ZM193 173V172H191ZM4 174V173H2ZM9 174V173H8ZM54 174L56 175V173L54 172ZM101 174V172H100ZM115 174V173H114ZM113 174V175H114ZM199 174V173H198ZM196 174V175H198ZM31 175V174H30ZM113 175H112V178H113ZM129 175V172L128 174ZM147 175V176H146ZM191 175V174H190ZM201 175V174H200ZM198 175V176H200ZM1 176V175H0ZM58 176V175H56ZM55 176V177H56ZM103 176L105 178V181L107 183H104L103 185H101V183H99V180L100 178L103 179ZM169 178V183H168V186L165 188L163 186V179L165 177ZM29 177V176H28ZM32 177V176H30ZM128 177V176H127ZM132 177V176H130ZM129 177V178H130ZM259 177V178H258ZM3 178V177H2ZM8 178V176H7ZM37 178V177H36ZM117 178H119L120 180V177L117 176ZM115 177V180L113 179V184H114V187H117L116 185L120 184L118 183V179ZM128 178V179H129ZM1 179V178H0ZM194 179V177H193ZM38 180V179H37ZM126 179L124 178V181ZM130 180V179H129ZM197 180V179H196ZM195 180V181H196ZM8 181V180H7ZM62 179L60 177H57L55 182L53 183V185L57 188L59 187L60 185H62ZM122 181V182H124ZM132 181V180H131ZM38 182V181H37ZM103 182V181H102ZM109 182H110V178H109ZM257 182V181H256ZM2 183V182H1ZM0 183V184H1ZM33 183V182H32ZM36 183V182H35ZM192 183V184H191ZM205 183V182H204ZM125 184V183H124ZM129 184V182H128ZM197 184V183H196ZM254 184V182H253ZM110 185V184H109ZM256 185V184H255ZM4 186V185H3ZM8 186V185H7ZM239 186V185H238ZM254 186V185H253ZM257 186V185H256ZM12 187V185H11ZM197 187V186H196ZM240 187V186H239ZM193 188V187H192ZM227 188H229L227 186ZM252 188V187H251ZM256 188V187H255ZM259 188V187H258ZM9 189V188H8ZM190 189V188H189ZM4 190V189H3ZM13 189H11V192H12ZM97 190V191H96ZM170 190H174V196H176V200L173 201L177 206H175V213L174 214H171L169 212V209H168V206H163L166 202L168 203L170 201V197H169V193H170ZM227 189L225 188V191ZM8 191V190H7ZM96 191V193H95ZM169 191V192H167ZM193 191V189L190 191V193ZM224 191V192H225ZM230 191V189H229ZM235 191V190H234ZM10 192V191H9ZM10 192V193H11ZM2 193V192H1ZM14 193H16L14 191ZM203 193L202 195H206V197H204V201H202L201 204H198V201L197 199H199L198 197H200V194ZM227 193V192H226ZM229 193V192H228ZM253 193V192H251ZM255 193V192H254ZM17 194V193H16ZM59 194V193H58ZM61 194V193H60ZM225 194V193H224ZM9 195V194H8ZM204 195V196H205ZM228 195V194H227ZM225 195V196H227ZM236 195V193H235ZM238 196V195H237ZM55 192H52L50 194V199L54 200L55 199ZM184 197V196H183ZM203 197V196H202ZM201 197V198H202ZM219 197V196H218ZM231 197V196H230ZM9 198V197H8ZM12 198V197H11ZM24 199V207L25 208H29L30 210H34L35 209H39V207H41V205L44 203L43 202V196L41 194H38L37 191L35 192H31V193H26L25 194V197L23 196ZM111 198V199H110ZM220 198V197H219ZM227 198V197H226ZM59 199V198H58ZM184 199V198H183ZM203 199V198H202ZM225 199V198H224ZM251 199V198H250ZM172 200V199H171ZM222 199L220 198V201ZM247 200V199H246ZM14 201V200H12ZM17 201V200H16ZM20 201V200H19ZM218 201V199H217ZM219 201V202H220ZM226 201V202H225ZM223 203L224 205L222 206V203L220 204V206L217 205V207H220L219 209H221L225 215L227 214L228 211H231L230 210V206L233 207L234 205H236L238 207V210H237V216H238V220L240 222L243 223V215L241 213V211L239 210L241 208L240 204L241 202H236L232 199H227L225 200ZM23 202V201H22ZM60 202V200H59ZM171 202V201H170ZM172 202V204H173ZM183 202V203H182ZM214 202V201H213ZM216 202V200H215ZM19 203V202H18ZM169 204V203H168ZM171 204V203H170ZM217 204V203H216ZM187 205V206H189ZM213 205V206H212ZM50 206V204H49ZM51 206H54L53 203H51ZM56 206V204H55ZM60 205V208L62 207ZM170 206H173V205H170ZM243 207V206H242ZM246 207V206H245ZM262 207V206H261ZM48 208V207H47ZM51 208V207H49ZM53 208V207H52ZM51 208V209H52ZM186 208V207H185ZM247 208V207H246ZM24 209V208H23ZM55 209V208H53ZM52 209V210H53ZM171 209V208H170ZM188 209V208H187ZM232 209V208H231ZM254 209V208H253ZM25 210V209H24ZM49 210V209H47ZM189 210V209H188ZM252 210V209H251ZM29 211V210H27ZM43 211V210H42ZM76 212L75 215L71 212ZM171 211V210H170ZM248 211V210H247ZM36 212V211H35ZM39 212V211H38ZM59 212V211H58ZM61 212V211H60ZM63 212V211H62ZM41 213V212H40ZM44 213V212H43ZM190 213V212H189ZM216 213V212H215ZM36 214V213H35ZM38 214V213H37ZM65 214V213H64ZM62 213V215H64ZM116 214V213H115ZM221 214V213H220ZM48 215V214H47ZM92 215V214H91ZM118 215V214H116ZM248 215V212L246 214V216ZM26 216V215H25ZM36 216V215H35ZM39 216L41 215H38L37 217V222L39 221V219L42 217L39 218ZM161 216V215H160ZM224 216V215H223ZM222 216V217H223ZM227 216V215H226ZM29 217V216H28ZM27 217V219H28ZM32 217V216H31ZM34 217V216H33ZM63 217V216H62ZM221 217V218H222ZM44 218V217H43ZM92 218V217H91ZM94 218V216H93ZM159 218V217H158ZM162 218V217H161ZM159 218V219H161ZM226 218V217H225ZM231 218V217H229ZM236 218V217H235ZM19 219V218H17ZM24 219V218H23ZM34 219V218H33ZM58 219V218H57ZM89 219V218H88ZM188 219H189V216H188ZM215 219V218H214ZM228 219V218H227ZM63 220H64V217H63ZM158 220V219H157ZM186 220H187V217H186ZM190 220V219H189ZM232 220V219H231ZM47 221V220H46ZM62 221V220H61ZM84 221V220H83ZM182 221V220H181ZM223 221V220H222ZM15 222V221H14ZM19 222V221H18ZM41 222V220L39 221V223ZM79 222V221H78ZM158 222V221H156ZM160 222V221H159ZM169 222V221H168ZM177 222V221H176ZM180 222V221H179ZM178 222V223H179ZM253 222V221H252ZM252 222H245L243 224V229H240L239 228V233H241V235H243L242 233H244V235L241 237V239L238 241H240V243H243V248H248V246L250 245V240H251V237L253 235V228H252ZM38 223V225H40ZM45 223V222H44ZM43 223V220H42V225L44 224ZM48 223V222H47ZM46 223V224H47ZM50 223V222H49ZM67 223V222H65ZM70 223L68 225H70ZM80 223H81V220H80ZM83 223V222H82ZM98 223V222H97ZM116 223V222H115ZM181 223H184L183 221ZM225 223V222H224ZM169 224V223H168ZM176 224V223H175ZM188 224V221L187 223ZM185 224V225H186ZM203 224V225H204ZM211 224V225H210ZM217 224V223H216ZM230 224V223H229ZM15 225V224H14ZM32 225V224H31ZM40 225V227L42 226ZM95 225V224H94ZM166 225V224H164ZM246 227H245V226ZM17 226V225H16ZM34 226V225H33ZM55 226V225H54ZM67 226V224H66ZM73 226V225H72ZM93 226V225H92ZM114 226V225H113ZM191 226V225H190ZM213 226V225H212ZM230 226V225H229ZM20 227V226H18ZM16 227V228H18ZM37 227V226H36ZM39 227V228H40ZM44 227V225H43ZM61 227V226H60ZM169 227V226H168ZM186 227V226H184ZM183 227V224H182V227L180 228H184ZM188 227V226H187ZM254 227V226H253ZM42 228V227H41ZM69 228V227H68ZM159 228V227H158ZM178 228V227H177ZM191 228V227H190ZM189 228V229H190ZM231 228V227H229ZM237 228V227H236ZM31 229V228H30ZM33 229V228H32ZM38 229V228H37ZM44 229V228H43ZM47 229V228H46ZM45 229V230H46ZM53 229V228H52ZM62 229V228H61ZM66 229V227H65ZM64 229V230H65ZM80 229V228H79ZM113 229V228H112ZM170 229V228H169ZM168 229V230H169ZM187 229V228H186ZM186 229L185 232L183 233H186ZM258 229V228H257ZM7 230V229H6ZM35 230V229H34ZM34 230H31V231H34ZM59 230V229H58ZM81 230V229H80ZM110 230V229H109ZM168 230L166 229V226H160L159 230L157 231V237L155 236L154 237V240H153V245L151 248V250H153L156 255H162L161 256V259H156V261L154 262V264H182L181 262H179V257H178V253H176L175 250L171 251L167 249V243L168 241L170 240L169 237L170 236H173V234L171 235V232L168 233ZM205 230V229H204ZM228 230V229H227ZM12 231V230H11ZM47 231V230H46ZM74 231V230H73ZM72 231V232H73ZM113 231V230H112ZM156 231V230H155ZM181 231V229H180ZM189 231V230H188ZM187 231V232H188ZM235 231V230H234ZM234 231H232L231 233H233ZM19 232V231H18ZM43 231L41 229H38L36 231L37 233V238H39L40 240V235ZM58 232V231H57ZM75 232V231H74ZM91 232V231H90ZM173 232V231H172ZM225 232V231H224ZM236 232V231H235ZM234 232V233H235ZM4 233V232H2ZM6 233V232H5ZM21 233V232H20ZM46 233V232H45ZM49 233V232H48ZM51 233V232H50ZM110 233V232H109ZM114 233V231H113ZM154 233V232H153ZM238 233V234H239ZM1 234V233H0ZM8 235V233H6ZM5 234V236H6ZM17 233H13V239L15 240V242L18 241V238L16 236ZM35 234V233H34ZM54 234V233H53ZM68 234V233H67ZM92 234V233H91ZM155 234V233H154ZM182 234V233H181ZM188 233H186L185 236H187ZM206 233H204L205 235ZM215 234V233H214ZM213 234V235H214ZM219 234V233H218ZM224 234V233H222ZM255 234V233H254ZM31 235V234H30ZM73 235V234H72ZM184 235V234H183ZM191 235V233H190ZM207 235V234H206ZM232 235V234H231ZM230 235V236H231ZM237 235V234H236ZM22 236V235H21ZM32 236V235H31ZM34 236V235H33ZM62 236V234H61ZM60 236V237H61ZM64 236V235H63ZM111 236V235H110ZM113 236V235H112ZM210 236V235H209ZM209 236L207 237L209 239ZM222 236V235H221ZM234 236V235H233ZM239 236V235H238ZM66 237V236H65ZM69 237V235L67 236ZM182 237V239L180 238ZM179 237L178 233H177V237L176 239H181L183 241V236L181 235ZM206 237V236H205ZM204 237V238H205ZM22 238V237H21ZM20 238V239H21ZM34 238V237H33ZM76 238V237H75ZM80 238V237H79ZM153 238V237H152ZM173 238H175L173 236ZM187 238V237H186ZM203 238V239H204ZM207 238H206V241H207ZM223 238V237H222ZM225 238V237H224ZM232 238V237H231ZM234 238V237H233ZM66 239V238H65ZM178 239V240H179ZM214 239V238H213ZM34 240V239H33ZM62 240V239H61ZM75 240V239H74ZM73 240V241H74ZM191 240V238H190ZM192 240V242H193ZM209 240H212V239H209ZM215 240V239H214ZM42 241V240H41ZM151 241V240H150ZM176 241V240H175ZM186 241V239L184 240V242ZM205 242V240H202ZM231 241V240H230ZM234 241V240H233ZM242 241V242H241ZM35 242V241H34ZM183 242V243H184ZM208 242V241H207ZM210 242V241H209ZM208 242V243H209ZM251 242H253L251 240ZM23 243V241H22ZM36 243V242H35ZM39 243V242H37ZM182 243V242H180ZM200 243V245H199ZM213 243V242H212ZM231 243V242H230ZM16 244V243H15ZM18 244V243H17ZM16 244V245H17ZM41 244V243H40ZM149 244V243H148ZM38 246V244H35ZM128 245L129 247H132L133 250L132 252H129L128 250ZM176 245V244H175ZM182 245V244H181ZM180 245V246H181ZM186 245V244H185ZM189 245V243H188ZM229 245V244H227ZM238 247L241 246V245H238L236 244ZM14 246V245H13ZM26 246V245H25ZM41 246V245H40ZM226 246V245H225ZM253 246V245H251ZM17 247V246H15ZM24 246H21L20 248L18 249H12L11 251H7V253L3 252L4 254H7L6 256L8 257H13L11 258L12 260L15 261V264H27V256L25 257H21V251L24 250L22 249ZM146 247V246H145ZM182 247V246H181ZM184 247V246H183ZM187 247V246H186ZM203 247V246H202ZM205 247V246H204ZM208 247V246H207ZM211 247V246H210ZM209 247V248H210ZM227 247V246H226ZM42 248V247H41ZM150 248V247H149ZM180 248V247H179ZM185 248V247H184ZM190 248V247H189ZM206 248V247H205ZM240 248V247H239ZM251 248V247H250ZM6 249V248H5ZM11 249V248H10ZM26 249V248H25ZM175 249V248H174ZM208 249V248H207ZM206 249V250H207ZM252 249V248H251ZM9 250V249H8ZM37 250V249H36ZM109 250H110V253H109ZM146 250V249H145ZM150 250V249H149ZM184 250V249H183ZM187 250V249H185ZM205 251V250H204ZM203 251V252H204ZM238 251V250H237ZM241 251H242V248H241ZM43 252V251H42ZM182 252V251H181ZM208 252V251H207ZM223 252V251H222ZM235 252V251H234ZM244 252V251H243ZM2 253V251L0 252V254ZM23 253V251H22ZM186 253V251H185ZM202 253V252H201ZM206 253V252H205ZM218 253V252H217ZM233 253V252H232ZM239 253V252H238ZM237 253V255H239ZM247 253V251H246ZM248 253H250V250L248 251ZM247 253V254H248ZM41 254V253H40ZM149 254V253H148ZM180 254V253H179ZM197 254V253H196ZM220 254V253H219ZM223 254V253H221ZM226 254V253H225ZM253 254V253H252ZM258 254V253H257ZM42 255V254H41ZM40 255V256H41ZM199 255V254H198ZM209 254L207 253V256ZM211 255V254H210ZM224 255V254H223ZM222 255V256H223ZM236 255V254H235ZM245 255V253H244ZM250 255V254H249ZM248 255V256H249ZM261 255V254H260ZM4 256V255H2ZM0 256V257H2ZM6 256H4L5 258L4 259H7ZM23 256V255H22ZM207 256H204L205 258H202L199 256L197 257H194L192 259V261H190V264H205V261L207 262L208 261V257ZM221 256V255H220ZM241 256V255H240ZM182 257V256H180ZM189 257V256H188ZM215 257V256H214ZM213 257V258H214ZM16 260H15V259ZM158 258V257H157ZM212 258L211 261H213L214 259ZM226 257H224L225 259ZM247 258V257H246ZM259 258V257H258ZM263 258V257H262ZM3 259V258H2ZM182 259V258H181ZM180 259V261H181ZM188 259V258H187ZM8 260V259H7ZM195 260V262H194ZM217 260V259H216ZM215 260V261H216ZM220 259H218V262H219ZM227 261L228 258L226 259ZM232 260V259H231ZM235 260V259H234ZM245 260V259H244ZM248 260V259H247ZM256 260V259H255ZM258 260V259H257ZM264 260V259H263ZM5 261V260H4ZM74 261V260H73ZM187 261V260H186ZM210 261V262H211ZM226 261V263H227ZM254 261V260H252ZM13 261H11L12 263ZM225 262V261H224ZM235 262V261H234ZM241 262V261H240ZM10 263V261H9ZM7 263V264H9ZM66 263V262H65ZM75 263V262H74ZM146 263V262H145ZM213 263V262H212ZM220 263V262H219ZM232 263V262H231ZM245 263V262H244ZM248 263V262H246ZM264 263V262H263ZM77 264V262H76ZM223 264V263H222ZM229 264V263H228ZM235 264V263H233ZM237 264V262H236ZM249 264V263H248ZM258 264V263H256ZM260 264V263H259Z\"/></svg>", "mask_w": 264, "mask_h": 264}]
</instances>
